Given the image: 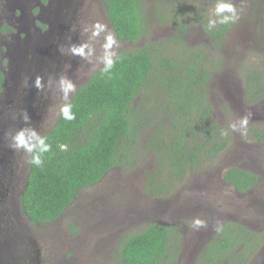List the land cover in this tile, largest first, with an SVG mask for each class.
<instances>
[{
	"label": "rangeland",
	"instance_id": "rangeland-1",
	"mask_svg": "<svg viewBox=\"0 0 264 264\" xmlns=\"http://www.w3.org/2000/svg\"><path fill=\"white\" fill-rule=\"evenodd\" d=\"M252 1L256 5L247 0L240 21L230 26L217 48L205 31L215 0H142L147 21L151 24L149 38L174 36L177 26L184 22L183 39L189 47L187 51L201 49L203 54H207L202 61L211 70L208 92L215 120L228 125L230 120L250 111L253 116L247 137L232 133V141L219 157L187 173L171 193L157 197L150 195L145 188L147 173L156 166L154 153L143 147L146 143L143 135L148 136L153 129L149 124L143 129L140 146L132 154L131 161L114 166L100 181L82 187L58 219L31 224L19 213L20 221H15L16 225L10 231L12 240L8 239L5 244L6 241L0 237V264H118L120 236L141 230L152 222L171 223L185 229L180 238L183 253L178 257V264H198L202 243L213 232L212 225L217 219L239 222L254 232L264 234V139L257 141L258 137L253 134L256 128L264 130V102L245 103L240 88L248 68L262 65L264 72V0ZM73 2L74 6L62 4V0H47L45 3V11L70 8L65 12L73 17L70 27L63 30L59 46L68 43L69 36L78 43L79 27L84 22L100 20L113 30L102 0ZM235 3L240 6V0H235ZM202 7L206 10L201 12ZM157 8L164 10L162 12L167 17L164 21L160 20L162 13ZM73 26L76 31H71ZM146 39L142 37L135 42L120 40L119 51L143 46ZM185 44L181 45L186 48ZM182 46L176 48L170 44V49L180 52ZM92 73L85 61L58 53L56 75L67 74L77 88ZM21 78H24L23 74H16L13 79L18 84L9 81L0 93V136L4 137L5 131L21 126L19 120L12 119V113L22 107L27 109L31 120L35 117L32 124L42 134L58 116L54 106L57 100L51 94H41L32 88L22 91ZM31 83L29 87H32ZM8 87L9 90L6 89ZM14 104L22 107L14 108ZM6 149L8 142L4 137L0 139V154ZM20 157V166L15 170L9 169L14 171L13 184L21 189L28 164L23 172L24 158ZM234 165L254 172L259 180L256 187L238 194L230 184L223 183L222 173ZM193 216L207 219L208 227L199 231L189 229L184 221ZM262 253L253 255L247 264H260Z\"/></svg>",
	"mask_w": 264,
	"mask_h": 264
},
{
	"label": "trees",
	"instance_id": "trees-1",
	"mask_svg": "<svg viewBox=\"0 0 264 264\" xmlns=\"http://www.w3.org/2000/svg\"><path fill=\"white\" fill-rule=\"evenodd\" d=\"M102 4L120 40L147 39L143 46L121 51L123 59L111 80L93 72L71 98L76 119L65 121L58 115L44 133L53 151L43 169L29 165L20 196L22 212L31 224L56 220L82 187L99 181L112 167L129 163L149 124L153 129L143 135V147L155 156V169L145 180L152 196L171 193L187 173L219 157L232 141L231 132L221 135L227 125L218 123L212 113L211 70L202 61L207 54L201 49L187 51L184 22L174 36L153 39L148 35L151 24L142 0H102ZM157 9L162 13L160 20L167 18L164 10ZM205 10L201 8V12ZM229 28L205 31L219 48ZM170 44L176 48L185 44L186 48L182 46L178 52ZM262 70V65L248 68L241 87L245 103L264 102ZM2 80L0 73V83ZM253 134L257 141L264 139L260 128ZM60 143L67 144L68 150L60 151ZM221 180L238 194L251 191L259 181L254 172L235 165L224 170ZM223 223L224 231L214 233L201 246L198 264H241L259 245L261 235L250 232L246 225ZM184 230L171 223L152 222L121 235L118 264H178ZM250 238L255 240L253 249L248 246Z\"/></svg>",
	"mask_w": 264,
	"mask_h": 264
},
{
	"label": "clouds",
	"instance_id": "clouds-1",
	"mask_svg": "<svg viewBox=\"0 0 264 264\" xmlns=\"http://www.w3.org/2000/svg\"><path fill=\"white\" fill-rule=\"evenodd\" d=\"M247 5V0H240L237 7L235 0H215L207 20V29L212 31L218 26H232L237 24ZM71 31H76L75 26ZM68 43L60 45L58 50L61 55L77 57L89 65V70L98 72L102 77L111 80L113 70L118 62L123 59L121 41L118 35L109 26L100 21L93 20L90 23L84 22L79 27V42H73L72 37H67ZM23 87H29L28 79L22 81ZM41 94H51L57 100L54 105L57 107L58 115L65 121H74L76 113L73 111L72 97L77 94V84L67 74H60L55 77L49 76L45 80L37 75L31 83ZM3 89L0 88V93ZM58 98V99H57ZM253 113L250 111L245 115L230 120L227 127L222 129L221 135L228 136L229 133H239L241 137H247L248 126ZM12 119L19 120L21 126L13 131H5L4 137L8 147L17 153H21L24 163L43 169L46 160L53 151V145L49 142V136L42 134L37 127L33 126L27 109L12 113ZM60 151H67L68 145L60 143ZM184 223L193 231H199L208 227V220L201 216H193L185 219ZM213 231L217 234L224 231V223L217 219L214 221Z\"/></svg>",
	"mask_w": 264,
	"mask_h": 264
},
{
	"label": "flooded vegetation",
	"instance_id": "flooded-vegetation-1",
	"mask_svg": "<svg viewBox=\"0 0 264 264\" xmlns=\"http://www.w3.org/2000/svg\"><path fill=\"white\" fill-rule=\"evenodd\" d=\"M46 1L47 0H0V73L3 76L0 88L3 90V86L6 83L8 84L9 81L14 82V85L18 84L13 79V77H16V74H23L24 78H21V80L27 78L28 82H32L37 75L42 76L45 80H47L49 76H57L56 70L59 51L54 53L51 57L43 59V61L37 60L33 52L35 48L44 45L46 41H49L51 45H58V42L61 41L64 36L63 30L70 27L73 17L68 12H65L70 10V8H66L64 11H61L59 8H52L51 10L45 11L44 7ZM248 1L255 6L254 1ZM62 2L74 6L73 0H62ZM4 25L6 28L2 29ZM42 28H46V30L42 31ZM27 88H32V91H37L35 87ZM27 88L23 87L22 91ZM6 89L9 90L10 88L8 87ZM14 91H16V88ZM13 106L14 108L22 107L16 104ZM21 109L25 108L22 107ZM16 112L19 111L16 110ZM34 120L35 117L31 122ZM17 127L19 126H16V128ZM3 138V136H0V139ZM21 155V153L13 152L9 147L5 152L0 154V237L6 241L5 244H7L8 239L12 240L10 231L16 225L14 222L20 221L19 213L26 219L22 212L20 202L25 180L21 189L14 185V171L11 172L9 169L11 167L15 170L20 166ZM25 167L26 163H24L23 172ZM28 167H26L27 170ZM250 230V232L254 233V230ZM212 233L207 237L206 241H208L210 239L209 237L215 232ZM256 234L257 236L261 235L260 243L254 247L252 253H250L247 259L241 262V264L249 263L250 258H252L253 255L258 256L260 251H263L260 257L262 260H260V264H264V234L260 232H256ZM206 241H204L202 245H204ZM254 243L255 240L250 238L248 241L250 249H253ZM182 253L183 251H181V254ZM34 261L36 262L38 260L34 259Z\"/></svg>",
	"mask_w": 264,
	"mask_h": 264
},
{
	"label": "water",
	"instance_id": "water-1",
	"mask_svg": "<svg viewBox=\"0 0 264 264\" xmlns=\"http://www.w3.org/2000/svg\"><path fill=\"white\" fill-rule=\"evenodd\" d=\"M62 4L65 3L62 2ZM58 46L59 45H51L49 41H46L44 45H41L39 48H35L33 53H35L37 60L43 61V59L49 58L54 55V53L59 51Z\"/></svg>",
	"mask_w": 264,
	"mask_h": 264
}]
</instances>
